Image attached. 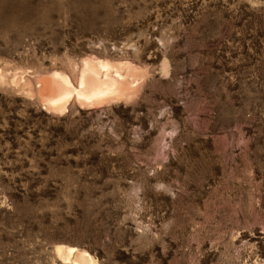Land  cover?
Masks as SVG:
<instances>
[{"label":"rangeland","instance_id":"obj_1","mask_svg":"<svg viewBox=\"0 0 264 264\" xmlns=\"http://www.w3.org/2000/svg\"><path fill=\"white\" fill-rule=\"evenodd\" d=\"M92 56L135 92L42 107ZM0 73V264H264V0H0Z\"/></svg>","mask_w":264,"mask_h":264},{"label":"bare ground","instance_id":"obj_2","mask_svg":"<svg viewBox=\"0 0 264 264\" xmlns=\"http://www.w3.org/2000/svg\"><path fill=\"white\" fill-rule=\"evenodd\" d=\"M93 58L82 60L77 76L73 77L74 83L64 72L55 69L39 75L36 80V96L38 95L42 107L56 112L64 110L70 99L76 100L79 105H86L127 97L135 92V84L129 86L131 83H127V73L134 67L132 64ZM54 248L58 256L71 264L97 263L85 249L67 244H56Z\"/></svg>","mask_w":264,"mask_h":264}]
</instances>
